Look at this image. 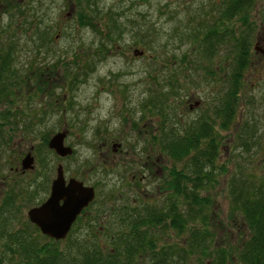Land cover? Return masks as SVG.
I'll use <instances>...</instances> for the list:
<instances>
[{
	"label": "rangeland",
	"instance_id": "374dc122",
	"mask_svg": "<svg viewBox=\"0 0 264 264\" xmlns=\"http://www.w3.org/2000/svg\"><path fill=\"white\" fill-rule=\"evenodd\" d=\"M8 1L7 6L2 4L0 7V26L5 27L12 20L14 23L7 32L13 30L23 34L13 66L20 74L31 76L24 78L27 84L21 88L20 93L10 96L11 113L16 110L22 113L24 119H20V114L15 116L13 122L18 123L19 119L22 122L17 124L16 129L11 127V140L0 141V209L7 192H16L15 203L19 206L21 217L13 226L26 225L27 210L47 196L48 191L44 186L36 188V183L32 184L31 180L44 168L47 169L50 181L55 178L56 167L62 164L66 176L75 175L81 179L82 171H85L88 176L91 174L90 182H94L99 178V169L104 167L103 164L105 168L109 166L108 184L98 185L95 199L106 202L105 195L109 192L111 200L117 205L122 204L118 197L127 193L130 174L137 170L145 172L142 167L147 153L157 161L156 164L164 174L162 167L168 165V160L159 154L155 145L150 146L151 131L154 130L157 118L149 113V107L146 108L144 103L152 95L167 91L165 77L175 73L182 87L179 94L174 98L169 96L168 99L176 105L180 103L177 111L182 106L186 110L187 104L195 100L215 96V89L219 87L220 91L223 89V73L228 72L222 61L228 54L226 48L221 47L211 61L203 63L192 39L185 38L191 32L189 27L198 26L202 18L212 16L197 12L211 14L214 4L219 0H97L96 6H92L93 12H97L93 16L96 19L95 29L89 24H79L76 13L78 8L73 0H46V21L51 26L52 40L49 53L46 49L36 52V47L30 38L24 36V31L16 29L18 18L15 14L9 15L7 11L11 9L10 3L19 0ZM262 2L255 1L250 17L254 21V38H259L256 44L258 54L259 49H264ZM110 8L118 12L121 9L129 11L120 20L135 21L130 25L126 22L124 32L117 34L115 31L114 39L111 40L107 37L105 25ZM25 31L29 34L28 30ZM140 51L143 53L139 54ZM184 57L190 59L189 63L181 62ZM191 59H197V62L192 65ZM252 60L243 72L235 118L237 123L243 118L255 123L254 140L244 149L240 145L236 146V128L233 124L228 131L218 130L222 138L216 163L218 166L224 165L225 171L219 173L217 170L212 185L206 191H200L202 196L209 197L211 203L203 212L204 221L213 224L211 230L215 241L210 247L222 246V249L229 252L226 264H242L237 253L248 234L247 228L243 226V212L230 195L232 182L237 186L242 180L251 182L252 179L255 186L262 185L264 188V61L260 62L258 56L252 57ZM208 62L211 68L216 66L215 85L209 84L210 81L201 82L197 74L201 73L200 68L203 69ZM32 72L42 75L40 78L46 81L43 93L35 90L38 80ZM141 104L144 111L140 109ZM7 105H0V113L5 112ZM45 108L49 112L47 115L42 112ZM31 124L34 125L32 129ZM63 127L69 130L64 143L74 150L71 157L64 159L47 146L49 138L57 131L64 130ZM148 131L150 134L147 136L145 132ZM96 132L109 134L112 139L106 143L107 146H102L104 137L102 139L101 134ZM27 152L34 156L35 168L22 175L15 172L14 168ZM154 186L151 182L148 188L153 189ZM133 191L131 189L128 194ZM131 198L132 195L129 200ZM191 226L201 229L200 218L192 221ZM188 233L185 231L180 237L171 229L161 236V241L187 250ZM76 236L95 238L94 234H88L77 227L76 233L70 237L73 240ZM39 240L45 239L40 237ZM107 240V237L99 236V241ZM68 241L66 238L59 241V246L64 247ZM200 259L202 264L208 261L207 256L199 252L188 254L185 256V264H199Z\"/></svg>",
	"mask_w": 264,
	"mask_h": 264
},
{
	"label": "trees",
	"instance_id": "16d2710c",
	"mask_svg": "<svg viewBox=\"0 0 264 264\" xmlns=\"http://www.w3.org/2000/svg\"><path fill=\"white\" fill-rule=\"evenodd\" d=\"M73 1L78 8L76 13L79 24H89L95 29L96 19L93 16L97 12H93L92 6H96L97 0ZM255 1L219 0L214 4L211 14L197 12L204 16L212 15L211 18H202L198 26L189 27L191 32L185 38L192 39L191 42L199 50V58L203 63L211 61L221 47L228 51L222 60L228 68V72L223 73V89H215V96H209L206 102L203 101L206 111L203 110L193 119H179L177 109L180 103L176 105L168 99L169 96L174 98L179 94L182 87L175 77L176 73L175 76H164L167 91L152 95L144 103L146 108L149 107L147 110L151 115L157 109L160 116V139H152L150 146L155 145L163 158L168 160V165L162 167L165 173L159 182L160 195L157 198L145 197L137 191L128 194V188L126 194L120 195L122 198L118 197L122 204L113 203L111 207L107 242L99 241L96 235L95 238L76 236L73 240L69 236L66 237L69 240L66 245L60 247L61 240L43 236L28 220L26 225L20 224L16 228L13 226L21 216L19 206L15 203L14 196L17 193L9 191L2 199L0 209V264H185L186 255L198 252L207 256L208 261L203 264H226L229 252L222 249V246L213 249L210 247L215 241L211 230L213 224L204 221L203 212L211 203L209 197L202 196L200 191H206L212 185L217 170L219 173L225 171L224 165L218 166L216 163L222 138L218 130L228 131L233 124L236 128V146L240 145L244 149L254 140L255 123L246 118L237 123L235 116L243 72L252 63L254 56L255 27L250 17ZM262 1L263 9L264 0ZM7 3L8 0H0V7L2 4L7 6ZM10 5L13 11L9 9L7 13L15 14L20 19L16 21V29L24 31V36L30 38L36 52L46 49L49 53L52 40L51 26L46 21V0H19ZM110 9L105 23L109 40L114 39L115 31L117 34L124 32L126 22L129 25L135 22L120 20L129 11L121 9L118 12L117 9ZM13 23L10 20L5 27L0 26V105L8 103L5 112L0 113L1 142L5 139L11 140V127L16 129L17 124L22 122L20 119H24L22 113H11L10 110V96L20 93L21 88L27 84L24 80L27 75L20 74L13 66L20 37L23 36L13 30L7 32ZM189 60L184 57L181 62L189 63ZM196 62L197 59H191L192 65ZM200 70L206 71L209 84L217 83L216 66L211 68L208 62ZM32 74L38 80L35 90L43 93L46 81H42V75L34 72ZM47 111L44 110L45 113ZM18 114L21 118L15 123L12 120ZM30 126L32 129L34 125ZM233 183L230 195L243 212V226L248 232L241 242L237 258L242 264H264V188L262 185L255 186L252 179L251 182L242 180L237 186ZM128 195H132V200H129ZM198 218L201 229L191 228V222ZM171 229L180 237L185 231L189 232L187 250L161 241V236ZM40 237L45 240L40 241ZM90 239L93 240L89 241ZM199 264H202L201 259Z\"/></svg>",
	"mask_w": 264,
	"mask_h": 264
},
{
	"label": "flooded vegetation",
	"instance_id": "af4514ba",
	"mask_svg": "<svg viewBox=\"0 0 264 264\" xmlns=\"http://www.w3.org/2000/svg\"><path fill=\"white\" fill-rule=\"evenodd\" d=\"M258 41H259V38L255 37V41L253 43L254 56H258L261 61H264V49H259L260 53L259 54L257 53L258 47L256 44H258ZM254 56H252V57H254ZM196 71H198V70H196ZM200 72H201L200 74L197 72V74L200 75V81L201 82L204 81L207 83L208 77H207L206 71L201 70ZM207 99L208 98L205 97V100L204 99L195 100V102L187 104L186 110L184 109V106H182L181 109H179L177 111V115L179 116V119H181V118L186 119V117H188L189 119H193V118H196V116L198 117L200 115V113L203 112V110L206 111V108L203 107V101L206 102ZM201 105H202V109H201ZM198 107H200L199 110H198ZM45 109H43V111H42L43 114L44 115L49 114L48 111L46 113L44 112ZM140 109L142 111H144V107L142 104L140 105ZM15 112H16V110H15ZM153 115L157 118V121H155V123H154L155 125L153 128L154 130H152L151 132H152V137H153L152 139H154V141H156V140L160 139V127H159L160 116L158 114L157 109L155 110L154 114H152V116ZM63 128H65V129L61 130V131L62 132L66 131V136H67V133L69 132V130L66 129V127H63ZM145 131H147V129H145ZM96 134H98V135L101 134L100 137H102V139L104 137V139H103L104 144H102V146H104V147L107 146L106 143L109 142V139H112L111 137H109V134L104 135V134L99 133V132H96ZM149 134H150V131H148L147 133L145 132V135L148 136ZM66 136L64 138V141L66 139ZM100 137H99V139H100ZM112 147H115V146H112ZM118 150L120 151V147L118 148ZM108 151L109 150L107 149L106 152H108ZM28 153H31V152H27L25 154V156ZM73 153H74V150H73ZM72 154L64 156V158L71 157ZM159 154H160V152H159ZM32 157H33V165H34V156H32ZM61 158H63V157H61ZM103 160H105V159L103 158ZM22 161H23V159H21L20 164H17L16 167L14 168L15 172L24 175L25 173H27L31 170H34L35 165L31 169L23 170L21 168ZM104 162L106 164H109L108 161H104ZM156 163H157V161L153 157H151L150 154L147 153L146 158L143 162V167H142L145 170V172L144 171L141 172L140 170H137V172L135 171V172L131 173L130 174V181L128 182L129 186H127V187H129L130 190L133 189L134 191H137V193L140 192L145 197L157 198L160 195L159 182H160V179H161L163 173L161 172L160 167ZM59 165L62 166L65 184H67L70 179H76V180L82 182L85 187L90 186V187L94 188L93 200L91 202H89L87 207L85 206L83 209H81V212L77 215L75 220L72 222L66 237L70 236L71 234L76 233V227H77L80 230L82 229V231H86L88 234L92 233V234L96 235L98 237V239H99V236H104V237L109 238V219L108 218H110V216L112 214V208L111 207L113 205V201L110 198L111 194H109V192H108L107 195H105L106 202H98L95 199V197L97 195L98 188H99L98 185L101 183V184H104L105 186H107V184H108L107 181H108V175H109V166L108 167L106 166V168H105V164H103L104 167H102V169H99V171H101L99 178L94 182H93V180L90 182L89 177L91 176V174H90L91 170L89 172V174H90L89 176L86 174L85 171H82V173H83L82 178L77 179V177H75V175L66 176L64 173L65 169H64L63 165L62 164H59ZM46 171H47V169L44 168L43 171H39V174H36L34 179L33 178L31 179L32 184L36 183V186H35L36 188L41 189L44 186L45 190L48 191L47 196L45 198H43L38 204L32 206L31 208L39 206L42 202H44L50 196L51 184L55 178H53L50 181L49 175L46 174ZM86 176H88V178H86ZM55 177H56V175H55ZM83 177H85L86 179ZM49 181H50V183H49ZM151 182L153 183V185H155L153 187V189H150V187L148 188V186L151 184ZM26 190L27 189H25L24 191H26ZM30 191H33V190H30ZM33 192H35V191H33ZM36 194H37V192H36ZM60 203H62V201ZM27 220L29 223H31L30 220L28 219V217H27ZM39 232H40V230H39ZM40 234H42V233L40 232ZM43 236H45V235H43ZM45 237H47V236H45ZM47 238H49V237H47Z\"/></svg>",
	"mask_w": 264,
	"mask_h": 264
},
{
	"label": "water",
	"instance_id": "95a60500",
	"mask_svg": "<svg viewBox=\"0 0 264 264\" xmlns=\"http://www.w3.org/2000/svg\"><path fill=\"white\" fill-rule=\"evenodd\" d=\"M135 53H137L136 50ZM65 136L66 131H58L47 142L48 148L63 158L73 153V148L64 143ZM33 166V157L31 153H28L23 158L21 168L26 170ZM55 170L56 177L51 184L50 196L39 206L30 208L27 211V217L43 235L58 241L66 238L72 222L81 209L87 207L93 200L94 188L85 187L76 179H70L65 184L62 166L58 165Z\"/></svg>",
	"mask_w": 264,
	"mask_h": 264
}]
</instances>
